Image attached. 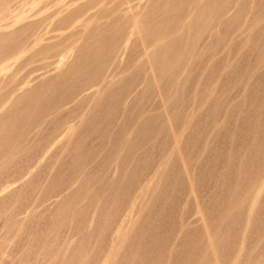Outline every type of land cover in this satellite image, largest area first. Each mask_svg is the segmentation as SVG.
<instances>
[{"label":"rangeland","instance_id":"1","mask_svg":"<svg viewBox=\"0 0 264 264\" xmlns=\"http://www.w3.org/2000/svg\"><path fill=\"white\" fill-rule=\"evenodd\" d=\"M0 264H264V0H0Z\"/></svg>","mask_w":264,"mask_h":264}]
</instances>
